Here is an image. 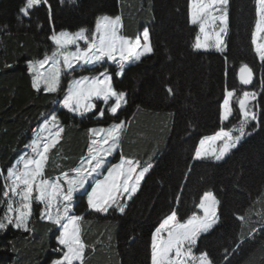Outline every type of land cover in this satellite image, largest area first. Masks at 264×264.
Here are the masks:
<instances>
[{
  "label": "trees",
  "instance_id": "1",
  "mask_svg": "<svg viewBox=\"0 0 264 264\" xmlns=\"http://www.w3.org/2000/svg\"><path fill=\"white\" fill-rule=\"evenodd\" d=\"M189 1L46 0L25 16L20 14L25 0H0V217L7 207L2 195L7 169L25 154L46 116L55 111L64 128L49 153L59 156L60 165L56 171L46 169V177L78 166L88 150L89 129L123 121L111 163L123 155L152 166L124 213L90 210L86 196L74 200V214L83 217L84 264H151V237L159 222L174 208L184 222L198 212L196 205L206 191L219 201L218 222L201 234L194 251L207 253L214 264H264V62L252 44L256 0H229L223 52L194 50L198 29L189 22ZM117 14L124 17L126 36H135L139 28L149 30L153 51L126 66L119 77L111 67L113 86L128 101L115 116L107 111L111 101L104 106L95 100L96 109L76 116L53 103L63 91L32 88L27 62L53 50L48 39L53 30H90L98 16ZM242 63L253 69L249 88L238 84ZM226 86L238 89V96L255 92L258 118L223 160H194L203 137L239 123L235 102L234 115L220 120ZM102 108L105 114L100 116ZM43 209L34 202L29 231L12 225L0 230V264H51L61 256L53 251L59 231L41 218Z\"/></svg>",
  "mask_w": 264,
  "mask_h": 264
},
{
  "label": "snow or ice",
  "instance_id": "2",
  "mask_svg": "<svg viewBox=\"0 0 264 264\" xmlns=\"http://www.w3.org/2000/svg\"><path fill=\"white\" fill-rule=\"evenodd\" d=\"M45 2L46 0H25L20 13L27 16L30 9ZM256 4L257 20L256 30L252 33V44L256 55L264 62V43L257 42V33H264V0H256ZM228 7L229 0H190L189 22L199 25V33L203 35V39L200 34L196 36L194 50L207 51L215 48L217 51H224V35L227 34L229 25ZM213 12L216 14L213 15ZM120 22V16L102 15L96 19L95 29L91 32L83 27L75 32L53 30L48 37L55 45L51 54L46 53L40 60L27 62L32 88L45 93L63 91L62 99L53 103H58L69 113L81 116L97 108L94 99L103 100L105 104L114 100L107 111L115 116L128 101L124 91L114 88L113 76L107 68L94 75L74 77L68 81L66 88H62V79L77 69L102 65L105 61L117 64L115 75L120 76L125 64L139 61L142 56L153 51L147 28L142 33V41L141 36L130 40L119 34ZM80 41L86 46H82ZM45 65H49L47 70H44ZM238 76L240 84L248 85L252 82L253 69L242 63ZM168 91L172 93L173 90ZM238 91L226 86L220 104L221 121H228L234 115V102L238 104V127L232 130L222 128L213 136L202 138L195 147L194 160L221 161L250 134L246 129L251 121L258 118L254 110L258 107L254 103L257 94L244 91L238 96ZM98 114L103 116L105 110L98 109ZM123 127L124 122L120 121L107 129H89L94 138L91 139L87 154L81 157L80 164L68 172H62L60 176L49 178L45 175L49 153L59 143L64 128L55 111L46 116L39 125V130H34L35 137L25 146L30 152L21 155L7 169V183L2 192L3 197L7 198V207L4 216L0 217V230L12 225L29 231L34 202L43 204L41 218L56 225L59 231L58 247L53 251L62 253L51 264H74L76 261L84 264L87 245L82 239L79 226L83 217L74 214V200L78 195L86 196V204L90 210L99 213H109L110 210L124 213L126 200L132 199L152 166L147 162L146 166H142L140 161L123 155L116 164L108 159L119 146ZM234 132L238 134L234 135ZM217 141L221 143L217 145ZM218 204L219 201L211 191L204 192L196 205L203 215L194 212L183 223L178 220L179 209H172L152 232L151 264H214L207 253H201L197 258L193 254V248L201 234L209 232L218 222ZM244 218L239 217L241 220Z\"/></svg>",
  "mask_w": 264,
  "mask_h": 264
},
{
  "label": "rangeland",
  "instance_id": "3",
  "mask_svg": "<svg viewBox=\"0 0 264 264\" xmlns=\"http://www.w3.org/2000/svg\"><path fill=\"white\" fill-rule=\"evenodd\" d=\"M189 4H190V1H189ZM21 15H23L22 13H20ZM216 13L215 12H213V15H215ZM100 16H102V15H100ZM108 16H110V15H108ZM115 16H120L121 17V22H120V30H119V34L120 35H122V36H125V37H127V38H129L130 40H135L136 39V37L137 36H141V41H142V33H143V31H144V29H145V27H143V28H139L138 29V31L136 32V34H135V36H126L125 34H123L122 33V30H123V27L125 26L124 24H125V22L123 21V19H124V17H123V15L122 14H117V15H114V16H110V17H115ZM99 17V16H98ZM97 17V18H98ZM96 18V19H97ZM189 21H190V17H189ZM95 22H96V20H95ZM219 22L217 21V24H218ZM191 24V23H190ZM193 25V24H192ZM196 27H197V29H198V32H197V35L198 34H200L199 33V25H195ZM95 29V23H94V26L89 30V32H91V31H93ZM256 30V29H255ZM77 31V30H76ZM217 31H218V28H217ZM72 32H75V31H72ZM201 35V38L203 39V35L202 34H200ZM225 36L226 35H224V38H225ZM194 42H195V40H194ZM257 42L258 43H264V33H257ZM80 43H81V45L82 46H86V45H84V42L83 41H80ZM54 45V44H53ZM54 47H55V45H54ZM72 50H74V48L72 49ZM208 50H216L215 48H210V49H208ZM202 51H205V50H202ZM217 51V50H216ZM52 52V51H51ZM51 52H49V53H47V54H51ZM219 52V51H218ZM44 56H42V58H43ZM42 58H40V59H42ZM39 59V60H40ZM137 61H132V62H129V63H127V64H125V67L126 66H128V65H130V64H134V63H136ZM48 67H49V65H45L44 66V70H47L48 69ZM111 67H113V69H114V73H116V71L118 70V66H117V64H115V63H113V62H111V61H105V62H103V64L102 65H96V66H86V69H77V71L76 72H74V73H71V75H65L64 77H63V79H62V82H64L65 83V86L67 87V85H68V81L70 80V79H72V78H78L79 76H81V75H94V74H97V73H99L100 71H103L105 68H107L108 70H109V72L111 73ZM119 77V76H118ZM248 92H253V91H248ZM62 99V98H61ZM95 100H97V99H94V101ZM93 101V102H94ZM103 101V100H102ZM111 102L108 104V107H107V109L111 106V104L112 103H114V100H110ZM104 103V102H103ZM255 103V102H254ZM56 105H57V107H61L58 103H56ZM105 105H107V104H105L104 103V106ZM103 106V107H104ZM123 106V105H122ZM62 108V107H61ZM103 109V108H102ZM94 110V109H93ZM255 110V109H254ZM110 113V112H109ZM73 114H75V113H73ZM76 116H81V115H77V114H75ZM44 122V121H43ZM42 122V123H43ZM223 122V121H222ZM41 123V124H42ZM252 123V121L250 122V124ZM109 127V126H108ZM107 126L106 127H97L96 129H101V128H104V129H107L108 128ZM234 127H238V124L237 125H235V126H233L230 130H232ZM39 130V128L36 130V131H38ZM247 130V129H246ZM234 135L235 134H238V133H233ZM35 135H36V132L34 133V136H33V138L35 137ZM46 135V134H45ZM211 136H213V135H211ZM205 137H210V136H205ZM94 137H92L91 136V138L89 139V143H88V147H89V144H90V142H91V139H93ZM204 138V137H203ZM217 143V145L218 144H220L221 143V141H217L216 142ZM57 147H54V148H52V149H56ZM117 150V149H116ZM116 150L112 153V155L110 156V157H108V159L110 160L111 159V157L115 154V152H116ZM28 152H30V149L28 148L27 149V151L25 152V153H28ZM87 152H88V150H87ZM87 152H86V154H87ZM228 155V154H227ZM226 155V156H227ZM225 156V157H226ZM58 155H54V154H52V156H50L49 155V158H48V161H47V164H46V168H45V170L47 169V170H50V171H56L57 169H58V167H59V165H60V163H59V161H58ZM130 159V158H129ZM201 160H203V159H201ZM207 160H211V161H215V162H217L216 160H214V159H207ZM120 161V160H119ZM118 161V162H119ZM118 162H116V163H118ZM116 163H114V164H116ZM80 164V163H79ZM78 164V165H79ZM142 166H146V165H142ZM77 167V166H76ZM105 171H106V169H105ZM61 174V173H60ZM60 174L59 175H52L51 177H49V178H55V177H57V176H60ZM103 177H101V179H102ZM7 183V182H6ZM65 187H66V185H65ZM91 189L89 188V191H90ZM204 194V193H203ZM6 200H7V198H6ZM128 200H126V202H127ZM74 203V202H73ZM198 209V208H197ZM196 214L197 215H200V216H202L203 215V212L200 210V209H198V212H196ZM181 223H183V222H181ZM79 226H80V223H79ZM214 226V225H213ZM202 234H204V233H202ZM59 235V234H58ZM165 235H166V233H165ZM56 242H57V238H56ZM194 249H195V247L193 248V254L198 258L199 256H200V254L201 253H196L195 251H194ZM60 255H62V253L60 252ZM76 262H78V261H76Z\"/></svg>",
  "mask_w": 264,
  "mask_h": 264
},
{
  "label": "water",
  "instance_id": "4",
  "mask_svg": "<svg viewBox=\"0 0 264 264\" xmlns=\"http://www.w3.org/2000/svg\"><path fill=\"white\" fill-rule=\"evenodd\" d=\"M238 73H239V70L237 71V80H238V84H239L241 87H243V88H249V87L252 85L253 81H254V75H253V77H252V82H251L250 84H248V85H242V84H240Z\"/></svg>",
  "mask_w": 264,
  "mask_h": 264
}]
</instances>
